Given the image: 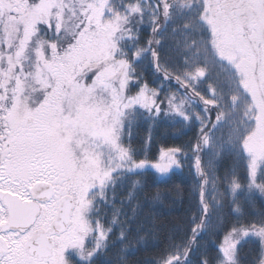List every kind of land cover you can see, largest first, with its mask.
<instances>
[{
	"label": "snow or ice",
	"instance_id": "1",
	"mask_svg": "<svg viewBox=\"0 0 264 264\" xmlns=\"http://www.w3.org/2000/svg\"><path fill=\"white\" fill-rule=\"evenodd\" d=\"M161 119L193 135L153 152ZM185 168L191 214L161 241L145 177ZM149 248L264 264V0H0V264Z\"/></svg>",
	"mask_w": 264,
	"mask_h": 264
},
{
	"label": "trees",
	"instance_id": "2",
	"mask_svg": "<svg viewBox=\"0 0 264 264\" xmlns=\"http://www.w3.org/2000/svg\"><path fill=\"white\" fill-rule=\"evenodd\" d=\"M147 126L141 122L137 129L138 136L133 141L135 145H139L140 137H143L146 133ZM153 135L157 144L153 146V152L159 145H178L182 144L193 135V132L189 131L187 135L177 137L176 131L170 126V123L161 119L153 130ZM226 166V165H224ZM224 166L219 169V174L223 175ZM146 189L149 202L146 207L143 208L139 222L144 223V226L151 229L155 226L158 233V237L163 241L165 235L176 228H183L186 225L187 219L190 216L189 209V192L191 189V177L188 175L187 168L177 170L175 174L170 177L157 179L153 174H149L145 177ZM160 192V197L157 200H152L151 197ZM143 199V198H142ZM222 215L228 220L234 219L231 215V210L227 204L222 209ZM146 217H151L150 220L145 222ZM162 246V245H161ZM114 251L108 253L107 257L103 259H114ZM155 249L149 248L148 251H139L128 257L129 264H146L150 254Z\"/></svg>",
	"mask_w": 264,
	"mask_h": 264
}]
</instances>
